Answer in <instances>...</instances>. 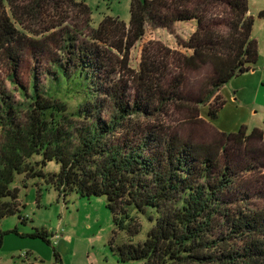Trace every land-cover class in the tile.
I'll list each match as a JSON object with an SVG mask.
<instances>
[{
  "label": "trees",
  "instance_id": "obj_1",
  "mask_svg": "<svg viewBox=\"0 0 264 264\" xmlns=\"http://www.w3.org/2000/svg\"><path fill=\"white\" fill-rule=\"evenodd\" d=\"M60 1L35 0L23 14L32 15L45 5L58 9ZM130 12L128 25L105 18L87 46L57 26L35 35L21 23L19 29L16 0H0V56L12 69L9 82L24 97L16 105L3 100V124L11 133L0 153V225L12 216L23 225L28 222L14 184L19 176L25 181L41 178L65 199L73 193L107 198L116 233L125 236L118 248L123 262L264 264V209L250 210L247 197L237 192L239 170L249 167L246 158L264 159L263 131L220 132L221 139L209 144L185 140L161 122L173 105L182 109L177 102H188L177 93L179 79L167 82L168 63L174 58L170 50L143 58L136 70L129 68L131 53L151 22L167 29L192 24L194 32L181 43L191 54L179 53L178 62L193 71L213 69L211 90L202 91L205 99L200 96L196 103L203 106L215 97L217 106L210 107L207 116L216 120L225 105L216 93L258 62L252 39L256 17L249 15L248 0H133ZM257 17L264 19V10ZM25 51H31V59L25 60ZM42 60L47 62L42 73L48 87L40 88L35 76L34 85L25 87L19 80L23 63ZM121 71L123 79L128 76L133 83L135 98L128 97V80L112 78ZM105 112L109 121L102 119ZM193 112L194 120L201 117L200 109ZM135 115L156 118L158 124L141 125L131 120ZM75 118L96 122L78 131ZM73 143L75 148L69 147ZM53 161L60 164L59 173L46 172ZM145 223L150 226L146 238L136 242ZM13 233L50 244L43 229L26 235L16 228ZM5 235L0 231V249ZM54 256L60 261L58 252Z\"/></svg>",
  "mask_w": 264,
  "mask_h": 264
},
{
  "label": "rangeland",
  "instance_id": "obj_2",
  "mask_svg": "<svg viewBox=\"0 0 264 264\" xmlns=\"http://www.w3.org/2000/svg\"><path fill=\"white\" fill-rule=\"evenodd\" d=\"M40 1L36 0V2ZM132 1L61 0L58 9H55V5L53 7L45 5L41 10H34L32 15H25L22 9L32 5L35 0H16V9L19 12L17 27L21 30L24 26L31 28L35 35L41 34L40 32L44 34L43 28L46 26H57L58 30L75 33L81 45L91 46L93 31L105 18L114 17L127 25L130 23ZM79 4L85 7H80ZM248 5L253 13L259 11L254 16L256 21L252 32V39L256 41L258 47V62L254 68L255 73L242 74L226 86V91L239 98L238 106L241 112L232 109V105L229 104L219 113L217 123L237 125V132L244 129L246 134H251L255 129H260L264 133V19L257 17L263 11L264 0H248ZM39 11L42 12L41 17L38 15ZM194 29L192 24L177 23L172 29H167L157 21L151 22L144 39L131 53L129 68L136 70L143 58L162 56L165 55L166 49L170 50L174 58L168 63L170 75L167 82L176 83V79H179L181 88L177 93L188 102H177L182 104V109L173 105L169 117L161 122L185 140L209 144L221 139L220 132L212 126V121L207 116L210 107L217 106L216 98L213 97L203 106H199L196 102L200 96L205 99L201 94L202 91L211 90L209 83L213 79L214 71L210 66L193 71L183 68L178 62L181 58L179 53L191 54L181 43L189 40ZM24 54L25 60L33 56L31 51H25ZM1 59L0 56V153L6 149L11 133L6 122L3 124L6 117L4 112L7 110L3 100L7 98V102L15 105L24 102L19 90L8 80L12 69ZM22 66L19 71L21 84L25 87L34 85L35 76L38 79L36 84L40 88L45 90L48 87V81L42 73V68L47 67L45 60L39 64L28 61ZM123 73L121 71L112 78L123 82L128 80V89H130L128 97L135 98L136 89L128 76L123 79L121 76ZM216 97L224 100L219 92L216 93ZM194 109L201 110V117L197 120H194ZM233 111L236 115L231 114ZM110 113H103L102 119L109 121ZM131 120L141 125L158 124L156 118L149 120L137 115L132 116ZM12 122L16 126V118ZM19 122H23V119L20 118ZM74 122L77 130L82 131L92 128L96 120L75 118ZM70 133L75 136V129H71ZM74 136L73 142H75ZM75 146L69 145L73 148ZM245 162L249 167L239 170L237 192H242V195L247 197V207L250 210L259 211L264 209V159L249 161L246 158ZM59 171L60 164L56 161L50 162L46 168L47 173H59ZM14 187L20 189L19 202L24 206L22 215H27L28 222L23 225L18 216L8 217L1 222L0 231L7 235L0 249V264H143L138 261H122L118 248L125 241V236L116 233L117 229L113 215L107 208L106 197L81 198L73 193L65 199L53 185L46 184L43 179L34 178L25 181L24 176L17 177ZM16 228L21 234L26 235L34 232L35 229H43L50 235V244L41 238L18 236L13 233ZM149 228L150 226L145 223L135 241L145 240ZM56 236H59L58 239H55ZM234 244L237 247L242 245L241 242ZM54 251L58 252L60 261L55 258Z\"/></svg>",
  "mask_w": 264,
  "mask_h": 264
},
{
  "label": "crops",
  "instance_id": "obj_3",
  "mask_svg": "<svg viewBox=\"0 0 264 264\" xmlns=\"http://www.w3.org/2000/svg\"><path fill=\"white\" fill-rule=\"evenodd\" d=\"M262 8H263L262 10H264V5H263ZM258 12L259 11H257V13ZM257 13H253L249 9V15L255 16ZM249 73H255V70L254 71H250ZM226 89L227 88L225 86L219 91V93L222 95V97L225 100V105H224L223 109L220 112H222L224 110V108H227V106L229 104L232 105V109H234L236 111L238 110L237 112H241L239 110L240 106H238L239 98H236L235 96L231 95V92L226 91ZM246 112H248V111L246 110ZM231 114L232 115H236V112L233 111ZM217 121H219V115H218V118L215 121H212V126H214L219 132H222V133H224V132H226V133H237V131H238V126L237 125L230 126V125H227V124H218ZM26 217H27V215H26Z\"/></svg>",
  "mask_w": 264,
  "mask_h": 264
},
{
  "label": "built area",
  "instance_id": "obj_4",
  "mask_svg": "<svg viewBox=\"0 0 264 264\" xmlns=\"http://www.w3.org/2000/svg\"><path fill=\"white\" fill-rule=\"evenodd\" d=\"M59 236H56L55 239H58Z\"/></svg>",
  "mask_w": 264,
  "mask_h": 264
},
{
  "label": "water",
  "instance_id": "obj_5",
  "mask_svg": "<svg viewBox=\"0 0 264 264\" xmlns=\"http://www.w3.org/2000/svg\"><path fill=\"white\" fill-rule=\"evenodd\" d=\"M255 69H252L251 71H254Z\"/></svg>",
  "mask_w": 264,
  "mask_h": 264
}]
</instances>
